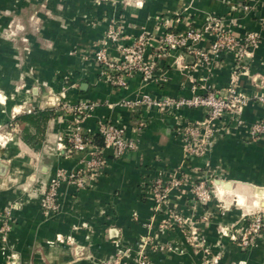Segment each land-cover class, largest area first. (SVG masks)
I'll use <instances>...</instances> for the list:
<instances>
[{"label":"crops","instance_id":"0c3cea01","mask_svg":"<svg viewBox=\"0 0 264 264\" xmlns=\"http://www.w3.org/2000/svg\"><path fill=\"white\" fill-rule=\"evenodd\" d=\"M211 17L221 18L222 27L237 38L259 36L245 65L237 69L227 54L203 67L180 51L157 49L164 33L201 28ZM115 23L122 29L119 44L129 45L142 34L149 38L144 57L153 60L160 80L143 83L136 73L125 87L115 88L99 74L91 55ZM108 53L118 56L110 45ZM234 80L248 95L264 92V0H251L248 12L235 0H0V226L4 212L12 218L0 238V264H109L118 256L123 264H136L141 254L149 264H264V227L247 249L235 241L249 213L261 211L264 218V133L249 135L254 122L264 123V106L245 105L241 125L230 115L214 121L205 155L186 159L174 130L203 119L202 110L129 105L144 95L189 98ZM61 103L95 105L81 133L101 140L97 124L108 120L125 129L135 149L119 158L103 149L102 171L86 189L62 185L61 210L46 218L39 201L48 180L82 159L57 148L70 120ZM35 111L53 116L35 125L19 120ZM177 169L183 186L154 213L140 186L157 171ZM204 177L217 192L200 204L190 183ZM173 213L187 219L199 243L186 241L188 231L161 228Z\"/></svg>","mask_w":264,"mask_h":264},{"label":"built area","instance_id":"2783aa9c","mask_svg":"<svg viewBox=\"0 0 264 264\" xmlns=\"http://www.w3.org/2000/svg\"><path fill=\"white\" fill-rule=\"evenodd\" d=\"M235 1L239 10L248 12L251 9V0ZM121 38V27L116 23L111 24L104 33L103 43L91 55V61L99 69V74L105 77L109 86L125 87L127 78L136 73L141 76L143 83L160 80L161 77L156 73L153 60L144 57L145 49L149 46V38L145 34L139 35L129 45L119 44ZM259 40V36L255 33H248L243 38H237L222 27L221 18L211 17L201 28H189L184 33H164L157 40V49L168 53L180 51L185 56L191 57L195 62L194 65L203 67H209L216 63L222 55L231 54L238 69V65H245L251 58ZM206 42L207 47H198L199 44ZM108 45L115 48L117 57H112L108 53ZM250 102L264 106V92L248 95L239 89L236 80H234L225 87L211 89L204 94L192 95L189 98L154 100L144 95L129 105L133 109L173 107L175 109L202 110L204 112L203 119L183 122L174 130L175 136L180 141L184 157L191 159L202 157L207 152L215 132L214 121L225 115H230L235 125H241V110ZM60 107L70 117V120L68 132L63 139H59L57 148L61 151L65 150L67 154L79 153L82 155V159L74 169L69 171L57 169L48 180L46 190L39 201L41 212L46 218L58 214L61 210L58 190L62 185L71 186L76 192L86 189L91 177L102 171L104 166L103 149L110 148L115 158L122 157L135 149L134 142L126 137L125 129L108 120L99 121L97 124V136L102 142L100 147L95 144L94 138L81 133L80 125L95 105L61 103ZM263 133V122L256 121L250 126L249 135L251 138L255 139ZM183 184L184 179L177 169L169 174L157 171L151 179L142 183L140 188L152 202L154 213H158L166 207L168 194L172 190L179 189ZM216 187L214 182L204 177L190 183V193L196 202L206 204L215 197ZM247 216L246 225L241 229L238 238L235 239L237 246L241 249L253 246L255 239L261 235L264 227L261 211L251 212ZM2 218L1 240L4 239L11 227L10 211L4 212ZM167 227L180 229L185 233L188 231L185 235L186 241L190 245L199 243L195 232L190 230L187 219L182 215L171 214L170 221L162 223L161 226L162 229ZM159 249L163 250L164 247L160 246ZM109 264H123L122 257H115ZM136 264L149 263L146 256L141 254Z\"/></svg>","mask_w":264,"mask_h":264},{"label":"trees","instance_id":"16d2710c","mask_svg":"<svg viewBox=\"0 0 264 264\" xmlns=\"http://www.w3.org/2000/svg\"><path fill=\"white\" fill-rule=\"evenodd\" d=\"M53 116V112L51 111H35L29 115H23L21 117H19L20 121L23 122H27L31 125H35L37 122H47V120ZM101 140L97 139L95 140V144L97 145H101L102 142H100ZM27 143L30 144V141L27 140Z\"/></svg>","mask_w":264,"mask_h":264}]
</instances>
